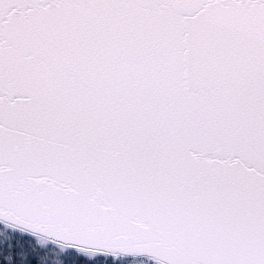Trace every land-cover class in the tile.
I'll list each match as a JSON object with an SVG mask.
<instances>
[{
    "label": "snow or ice",
    "instance_id": "6c2138e0",
    "mask_svg": "<svg viewBox=\"0 0 264 264\" xmlns=\"http://www.w3.org/2000/svg\"><path fill=\"white\" fill-rule=\"evenodd\" d=\"M0 264H264V0H0Z\"/></svg>",
    "mask_w": 264,
    "mask_h": 264
}]
</instances>
